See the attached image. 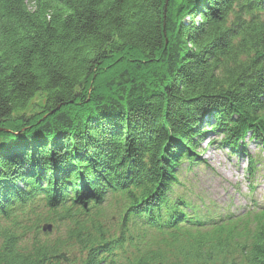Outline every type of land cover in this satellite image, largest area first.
I'll use <instances>...</instances> for the list:
<instances>
[{
	"label": "trees",
	"instance_id": "16d2710c",
	"mask_svg": "<svg viewBox=\"0 0 264 264\" xmlns=\"http://www.w3.org/2000/svg\"><path fill=\"white\" fill-rule=\"evenodd\" d=\"M208 139L264 168V0H0V264H264Z\"/></svg>",
	"mask_w": 264,
	"mask_h": 264
},
{
	"label": "rangeland",
	"instance_id": "374dc122",
	"mask_svg": "<svg viewBox=\"0 0 264 264\" xmlns=\"http://www.w3.org/2000/svg\"><path fill=\"white\" fill-rule=\"evenodd\" d=\"M136 58L129 57L128 59ZM117 60L119 59L113 58L108 63H114ZM120 60L123 61L124 59ZM142 64L143 69L141 68L140 71L145 70L149 75V80L153 78L156 72H159V67L156 65L159 64V61L152 63L146 60ZM208 142L209 139L203 143L202 148L205 149V152L200 155L207 166L200 170L201 174L198 177L201 188L208 193L210 198L219 204H226L233 212H243V210L250 208L253 200L264 206V168L259 169L255 179L250 182L246 174L247 161L245 159L231 157L228 150L219 148L216 144L210 145ZM246 143L251 152H257L258 145L256 142L247 139ZM252 182L255 185L253 192L249 189ZM47 230L51 231V226L44 227V231Z\"/></svg>",
	"mask_w": 264,
	"mask_h": 264
},
{
	"label": "water",
	"instance_id": "95a60500",
	"mask_svg": "<svg viewBox=\"0 0 264 264\" xmlns=\"http://www.w3.org/2000/svg\"><path fill=\"white\" fill-rule=\"evenodd\" d=\"M46 228V227H45Z\"/></svg>",
	"mask_w": 264,
	"mask_h": 264
}]
</instances>
